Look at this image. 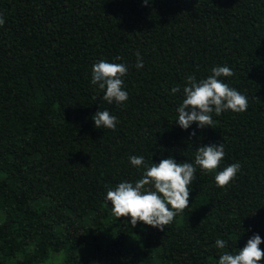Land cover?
Listing matches in <instances>:
<instances>
[{"label":"trees","instance_id":"16d2710c","mask_svg":"<svg viewBox=\"0 0 264 264\" xmlns=\"http://www.w3.org/2000/svg\"><path fill=\"white\" fill-rule=\"evenodd\" d=\"M0 15V264H218L264 241V0H0ZM100 59L128 67L123 104L91 83ZM225 65L247 111L180 128L187 76ZM100 110L115 131L95 127ZM221 143L219 168L197 166L189 207L163 231L112 213L107 191L146 170L129 157L194 164Z\"/></svg>","mask_w":264,"mask_h":264},{"label":"clouds","instance_id":"9594fccd","mask_svg":"<svg viewBox=\"0 0 264 264\" xmlns=\"http://www.w3.org/2000/svg\"><path fill=\"white\" fill-rule=\"evenodd\" d=\"M149 0H144L147 5ZM5 20L0 15V26ZM117 59H121L117 57ZM143 67V58L137 53L136 68ZM128 67L122 63H110L100 59L92 66L93 85H98L104 91L103 99L109 104L113 102L123 104L128 100V93L124 90L123 77L127 75ZM234 71L227 65L216 66L212 74L206 79L197 81L195 75L187 76L186 86L183 89L184 99L176 109L178 119L176 124L189 129L193 124L199 128H212L214 125L213 113L216 116L223 112L232 111L242 113L247 111L248 97L237 89L230 87L221 77H232ZM179 88H173L175 94ZM97 129L106 128L115 131L117 117L108 110H100L92 117ZM191 136H195L193 131ZM225 157L223 143L219 146L210 144L199 146L196 150L194 164L191 162L178 163L169 157L161 159L158 164L145 163L143 156L129 157L131 165L146 170L135 183L124 181L115 189L107 191V201L111 204L112 213L118 218H129L134 228L138 222L152 228L164 230L175 217L189 207L191 185L196 180L197 166L204 171H214L219 168ZM241 171L239 163H233L215 175L218 187L228 186L236 179ZM264 243L258 234H254L237 254L224 252L218 264H261L264 260V251L260 245ZM227 241L217 239L215 246L224 249Z\"/></svg>","mask_w":264,"mask_h":264}]
</instances>
